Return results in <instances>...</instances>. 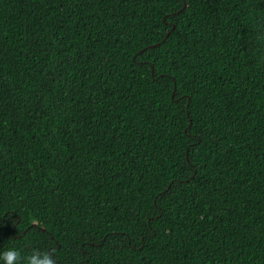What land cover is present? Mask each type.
<instances>
[{"label": "trees", "instance_id": "trees-1", "mask_svg": "<svg viewBox=\"0 0 264 264\" xmlns=\"http://www.w3.org/2000/svg\"><path fill=\"white\" fill-rule=\"evenodd\" d=\"M8 249L264 264V0H0Z\"/></svg>", "mask_w": 264, "mask_h": 264}, {"label": "clouds", "instance_id": "clouds-1", "mask_svg": "<svg viewBox=\"0 0 264 264\" xmlns=\"http://www.w3.org/2000/svg\"><path fill=\"white\" fill-rule=\"evenodd\" d=\"M4 260V264H19L20 253L15 249H8L0 257ZM27 264H55L49 252H39L34 250L33 253L27 257Z\"/></svg>", "mask_w": 264, "mask_h": 264}]
</instances>
